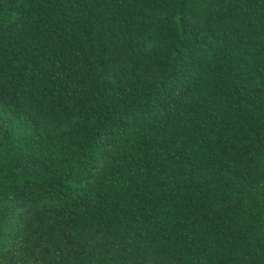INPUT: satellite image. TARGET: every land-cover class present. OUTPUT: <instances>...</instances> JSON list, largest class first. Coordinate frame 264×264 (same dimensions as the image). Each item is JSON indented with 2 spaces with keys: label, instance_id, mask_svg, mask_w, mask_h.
Instances as JSON below:
<instances>
[{
  "label": "trees",
  "instance_id": "1",
  "mask_svg": "<svg viewBox=\"0 0 264 264\" xmlns=\"http://www.w3.org/2000/svg\"><path fill=\"white\" fill-rule=\"evenodd\" d=\"M0 264H264V0H0Z\"/></svg>",
  "mask_w": 264,
  "mask_h": 264
}]
</instances>
